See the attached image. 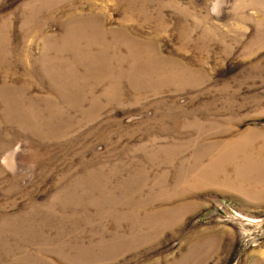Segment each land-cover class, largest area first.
Segmentation results:
<instances>
[{
  "label": "rangeland",
  "instance_id": "obj_1",
  "mask_svg": "<svg viewBox=\"0 0 264 264\" xmlns=\"http://www.w3.org/2000/svg\"><path fill=\"white\" fill-rule=\"evenodd\" d=\"M0 264H264V0H0Z\"/></svg>",
  "mask_w": 264,
  "mask_h": 264
},
{
  "label": "crops",
  "instance_id": "obj_2",
  "mask_svg": "<svg viewBox=\"0 0 264 264\" xmlns=\"http://www.w3.org/2000/svg\"><path fill=\"white\" fill-rule=\"evenodd\" d=\"M253 150V149H252ZM255 154H256V151L254 150L253 151V155L255 156ZM249 157V156H248ZM249 159H250V157H249ZM250 161V160H249ZM251 162V161H250ZM250 167H248V169H249ZM256 171H257V167L255 168V170L253 171V173H256ZM250 173H251V171H250ZM262 178V177H261ZM260 190V189H259ZM259 190H257V191H259ZM235 196H238V195H235ZM253 204H260V203H263V202H259V200H255L254 202H252Z\"/></svg>",
  "mask_w": 264,
  "mask_h": 264
}]
</instances>
